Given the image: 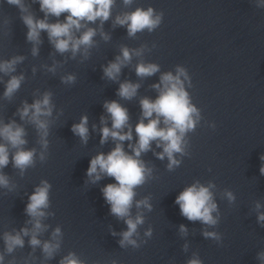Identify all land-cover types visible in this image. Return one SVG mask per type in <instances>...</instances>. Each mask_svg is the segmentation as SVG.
<instances>
[{"label":"clouds","instance_id":"obj_1","mask_svg":"<svg viewBox=\"0 0 264 264\" xmlns=\"http://www.w3.org/2000/svg\"><path fill=\"white\" fill-rule=\"evenodd\" d=\"M19 11V18L27 28L26 42L31 44L32 57H38L43 44L42 33L47 34L53 52L51 65L41 64L39 67L45 73L55 76L69 60L83 63L87 61L94 48L99 47L100 41L105 43L112 39L111 33L105 31L104 25L111 21L112 29L123 27L129 39H136L138 33H152L163 23L164 12L152 6L147 8L135 7L134 10L120 11L113 16V9L117 0H3ZM136 0H121L124 9H131ZM258 9H264V0H252ZM38 4L43 18H39L32 5ZM63 15L64 19L60 17ZM5 18V28L9 25ZM5 35H8L6 30ZM99 37V40L96 39ZM157 47L153 42L139 47L131 48L125 44L119 45V52L113 60L102 64L101 79L118 83L116 90L118 100H105L103 102L104 114L100 116L99 126L95 123L89 128V117L85 113L80 116L79 122L71 125V132L79 138L82 145H87L92 133L100 136L101 146L110 141L114 147L107 153L97 152L89 161L86 170L84 185L95 186L105 178H113L114 183H108L100 188L104 201L109 205V215L118 222H123L126 229L117 232L111 224L108 232L113 237H119L117 243L121 249L138 250L147 244L153 236V227L149 225L141 234V227L146 222V213L153 210L151 194L137 199V189L146 183L158 179L155 175L156 166L145 161L142 157L148 152L161 162L167 160L165 168L173 172L179 168L185 157H191L190 133L204 121V125L215 129V122L204 119L202 110L192 101L188 89L193 87L192 78L188 69L180 64L174 70L161 71V66L155 62H147L144 57ZM64 57L56 60L55 56ZM136 63L133 65V60ZM27 57L13 55L7 59H0V84L4 86L2 98L13 101L15 95L26 81L23 71L17 74V68ZM138 78L135 82L130 79L121 80L124 68L130 67ZM38 69L31 68L35 76ZM159 74L158 81L149 85L156 93L155 98L140 96L138 104L140 115L133 126L129 109L120 100L131 102L139 93L142 81ZM7 77V79H5ZM60 82L66 86H73L77 82L75 73H66L60 76ZM53 92H41L35 89L33 99L21 101L13 113V118L7 122L0 119V195H8L18 189L17 182L4 172L11 163L16 174L23 178L28 169L35 168L37 163L44 164L49 157L51 126L64 114L61 108L56 109L53 101ZM55 111V116H54ZM14 117H19V121ZM109 122L111 126H109ZM32 126L36 132L37 147H27L29 144L26 126ZM135 137V139H134ZM127 142V148L125 147ZM155 145V147H153ZM157 149H161L157 151ZM261 165L259 172L264 176V154L259 156ZM211 171V168L208 169ZM52 184L47 179H41L34 186L31 194H26L28 202L24 214L28 217L19 229L12 228L0 233L3 248L0 250V264H49L56 258L62 248L64 232L62 226L52 227L46 221L55 217L51 211ZM226 200L229 206L236 203L235 193L228 189H219L213 180L202 183L199 179L187 185L176 196L174 203L179 206L180 214L190 222H199L200 235L213 241L217 246L223 247V234L217 231L222 213L217 203ZM255 213L256 223L264 228V202L255 200L250 210ZM51 229V230H50ZM50 230V231H49ZM47 235V238L45 237ZM178 234L185 238L181 246L184 253L189 252L190 244L187 241L189 229L186 225L178 226ZM27 238V240H26ZM31 251L27 255L17 258L14 253L24 249L25 244ZM39 249L40 255L36 252ZM11 257L10 259H6ZM255 259L264 264V249L256 253ZM58 264H89L87 259L75 251H68L60 256ZM91 264H102L94 260ZM104 264H121L117 259H110ZM185 264H204L198 251H193Z\"/></svg>","mask_w":264,"mask_h":264}]
</instances>
